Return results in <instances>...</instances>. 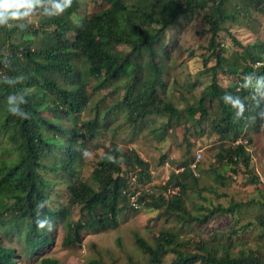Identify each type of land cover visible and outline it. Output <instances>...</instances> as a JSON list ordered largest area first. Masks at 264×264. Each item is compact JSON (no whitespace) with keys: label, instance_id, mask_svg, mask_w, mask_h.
<instances>
[{"label":"trees","instance_id":"1","mask_svg":"<svg viewBox=\"0 0 264 264\" xmlns=\"http://www.w3.org/2000/svg\"><path fill=\"white\" fill-rule=\"evenodd\" d=\"M95 1L88 0L90 13L71 20L75 1L32 0L19 11L40 12L38 23L21 16L0 24V264H20L22 252L49 247L58 220L62 245L72 246L81 230H105L120 214L141 209L170 221L151 240L134 232L144 259L127 254L125 264H264L262 242L242 245L253 229L264 238L263 212L240 219L246 202L190 200L202 172L226 185L231 176L224 171L236 174L240 166L261 193L247 145L237 140L251 143L244 133L264 125V39L243 44L230 28L242 27L253 12L264 16V0ZM197 14L209 35L202 52L187 51L186 58H198L202 67L180 84L171 74L181 62L172 55L176 35ZM220 32L235 46L229 55ZM140 133L152 142L154 165L133 145ZM210 136L219 142L208 149L210 168L198 165L201 157L192 169L193 149ZM166 166L167 176L158 170ZM138 188L149 191L141 208L128 201ZM247 203L264 208L261 198ZM222 216L229 217L224 229L197 239L181 233ZM39 264L61 263L45 255Z\"/></svg>","mask_w":264,"mask_h":264},{"label":"rangeland","instance_id":"2","mask_svg":"<svg viewBox=\"0 0 264 264\" xmlns=\"http://www.w3.org/2000/svg\"><path fill=\"white\" fill-rule=\"evenodd\" d=\"M73 1H75V5L77 6L71 9V13L68 14L71 20H76L77 16H81L88 12L90 13V11L93 10L94 5L93 3H89L88 0ZM96 3H98V0L95 1V4ZM46 5L47 2H44V6ZM59 5L60 7L62 6V4L57 2L56 7H59ZM66 12L68 13L69 11ZM21 13H27L26 15H22V17H24L27 22L31 24L38 23L40 12L35 11V9H32V7H26ZM242 21V27L233 25L230 28V32L233 36H235L243 44L253 41L257 37L264 39V16L262 14L253 12L249 18H245ZM181 27L182 28L179 30L178 37L176 35V39H178V43L175 45L176 49L172 53L173 57L181 62H174L172 64L171 74L180 84H183L186 81L192 80L194 73L202 67L198 58H186L187 51L193 50L198 54L202 52L201 46L207 43L209 34L207 33V25L203 22L202 15L200 14L194 15L189 22H184ZM69 40L70 44L74 45L76 36L69 35ZM219 40L221 42L220 44L227 49L226 55H229L232 49H235V46L232 45L230 37L228 36V33L220 32ZM3 45H5V43ZM187 74H189L188 77ZM219 78L220 82L225 84V80L221 75ZM102 93H105V91L103 90ZM182 105L183 104L179 102V106ZM154 125H157V123ZM146 130L149 129L147 128ZM260 130V132L247 131L244 133V135L250 133L252 140L251 143H247L246 137L239 139V141H242L247 145V149L250 153L249 167L251 168V171L258 175L261 193L257 194V189L255 186L253 184L247 183V173H245V171L242 170L243 167L240 166V171L236 174L231 171V169L224 171L226 176H231V179L229 177V179L226 181V185L216 182L213 178L208 176V173L202 172L203 174L199 180L198 191L193 193L190 199L191 201L195 203L201 202L207 206H213L216 203H221L222 205L227 206L233 202H246L245 206L240 211V214L242 215L240 219L243 216L245 218H253L256 213H264V208H259L247 203L251 198L256 200L257 198H261L264 200V125ZM102 140L105 145H107L109 142L108 139ZM133 142V145L136 146V148L139 150V153L145 159L150 160L151 165H154L156 162V153L153 152L154 148L150 145L152 142L149 136L146 134L144 138V136L140 133L137 137H135ZM218 143L219 142L217 141L216 136L203 138L204 146L201 147L200 150L201 157L205 158L198 165H200L204 171L210 168L209 164L214 160V158H211L212 154L208 152V149L212 148L215 144L216 147H218ZM122 144L123 143L120 142L119 145ZM137 144H139V146ZM166 145L167 144H165L163 148H166ZM196 148L197 147L193 149V152H197V150H199ZM3 154L4 153L0 151V158L4 157ZM158 170L163 175L165 174L167 176L170 167L166 166L163 168V170ZM89 172L90 169L86 168L83 176L87 177ZM196 174H199V171H197ZM209 185H212L216 188L215 193H211L209 191ZM57 204L58 203L53 202V206ZM155 214H157V212L153 210L147 211L146 209H141L137 213H122L118 216L116 224L114 226L107 227L105 230L98 232H92L86 229L81 230L80 242H77L72 246L62 245V238L64 236L65 228L63 227V220H58L55 222L56 235L49 247L40 248L34 253L24 251L20 254V258H18L17 262L20 264H38L39 259L45 255H50L54 258H57L61 264H98L94 263L95 261L101 262L100 264H125L127 261V254L132 255L134 260L144 259L141 250L134 243L133 234L134 232H137L143 235L146 239L151 240V235L155 234L154 232L159 229L158 227H164L169 223L170 218H158L156 220L154 217ZM227 222H229V217L222 216L219 218H213L212 220L207 221L206 225L204 224L200 227H184L181 230V233L186 237L193 236L197 239L199 236H205V233L210 232L211 229H224ZM153 228L155 229L151 233ZM174 229L176 230V227ZM242 240H244L242 244L244 247H254L255 243H257L256 241H260L264 244V238H258L257 231L255 229L250 230L247 234H245L242 237ZM13 244L18 246V249L21 248L19 244L17 245V241L15 239Z\"/></svg>","mask_w":264,"mask_h":264},{"label":"clouds","instance_id":"3","mask_svg":"<svg viewBox=\"0 0 264 264\" xmlns=\"http://www.w3.org/2000/svg\"><path fill=\"white\" fill-rule=\"evenodd\" d=\"M31 2H32V0H0V24H3L8 18L15 19V18L21 17L22 15H26L27 13H21L19 10H20V8L25 7L26 5H30ZM237 141H239V140H237ZM197 152H200V155H201L200 149L197 150ZM196 153H195V159H196ZM200 159H201V156L197 161L194 160L195 165ZM192 169L195 170V166ZM135 192H138L136 195L137 196L136 199L139 203V208H141V206H142L141 202H145V200L149 199L148 188H138L130 194H133ZM125 194H126V192H125ZM130 194L128 195L129 203H131ZM143 194H146L145 199H140V195H143ZM47 247L48 246H46V248ZM38 264H39V261H38Z\"/></svg>","mask_w":264,"mask_h":264},{"label":"built area","instance_id":"4","mask_svg":"<svg viewBox=\"0 0 264 264\" xmlns=\"http://www.w3.org/2000/svg\"><path fill=\"white\" fill-rule=\"evenodd\" d=\"M258 64V63H257ZM200 152H197L196 153V159H195V161H197L199 158H200ZM194 166H195V163H192L191 164V167L192 168H194ZM176 189H177V187H175V188H173L172 190H171V192H175L176 191ZM137 193L138 192H135V193H133V194H130V200H131V203H132V205L135 207V208H139V203H138V201H137V199H136V195H137Z\"/></svg>","mask_w":264,"mask_h":264}]
</instances>
